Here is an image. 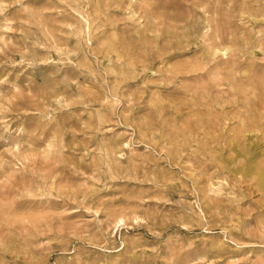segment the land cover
Returning <instances> with one entry per match:
<instances>
[{"label": "rangeland", "instance_id": "rangeland-1", "mask_svg": "<svg viewBox=\"0 0 264 264\" xmlns=\"http://www.w3.org/2000/svg\"><path fill=\"white\" fill-rule=\"evenodd\" d=\"M264 0H0V264H264Z\"/></svg>", "mask_w": 264, "mask_h": 264}, {"label": "bare ground", "instance_id": "bare-ground-1", "mask_svg": "<svg viewBox=\"0 0 264 264\" xmlns=\"http://www.w3.org/2000/svg\"><path fill=\"white\" fill-rule=\"evenodd\" d=\"M260 178V181L262 182V184H264V174L263 173H261V177H259Z\"/></svg>", "mask_w": 264, "mask_h": 264}]
</instances>
